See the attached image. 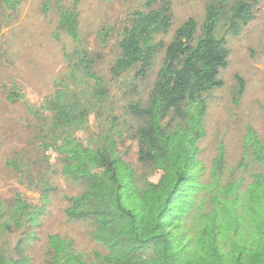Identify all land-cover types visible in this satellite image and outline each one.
I'll return each mask as SVG.
<instances>
[{
    "label": "trees",
    "instance_id": "16d2710c",
    "mask_svg": "<svg viewBox=\"0 0 264 264\" xmlns=\"http://www.w3.org/2000/svg\"><path fill=\"white\" fill-rule=\"evenodd\" d=\"M1 1L10 10L20 2ZM61 1L56 0L58 28L78 44L65 55L70 62L53 80L48 105H27L35 129L32 142L38 148L34 166L42 165L40 204L19 193L8 203L0 198V237L15 230L24 235L14 246L15 255L0 240V264H35L25 254L23 241L35 238L30 228L38 224L49 201V148L58 154L61 173L86 185L67 198L64 215L68 221L87 220L96 246L82 251L72 238L49 234L45 264H264V138L252 130L245 134L237 164L246 171L254 165L248 182L241 175L202 182L198 171L207 95L222 86L219 74L229 55L224 32L235 34L253 20L254 4L239 0L227 6L220 0L206 11L198 34L197 21L189 18L165 46L158 36L171 26L170 0H143L118 34L104 76L98 66L100 53L81 39L78 7ZM162 48L163 61L147 98L128 100L123 106L126 114L142 120L137 126L123 120L128 136L139 141L149 133L153 138L154 157L139 158V166L132 167L117 148L124 129L90 131L89 116L108 110L118 121L112 88L124 78L135 92ZM238 79L240 94L243 84ZM16 98L20 95L15 91L8 93V99ZM79 133L88 136L81 138ZM224 152L220 144L214 176L223 169ZM28 166L24 163L26 172L19 170L26 178L31 176ZM155 172L160 177L151 181L148 175Z\"/></svg>",
    "mask_w": 264,
    "mask_h": 264
},
{
    "label": "rangeland",
    "instance_id": "374dc122",
    "mask_svg": "<svg viewBox=\"0 0 264 264\" xmlns=\"http://www.w3.org/2000/svg\"><path fill=\"white\" fill-rule=\"evenodd\" d=\"M142 1L60 2L78 7L81 39L91 50L100 53L98 66L104 76H108L107 67L118 34L126 25L130 13ZM218 1L170 0L171 26L158 39H162L166 46L172 40L175 30L189 18L197 21L198 34L206 20V11ZM237 1L223 0L227 6ZM246 1L254 4V18L235 34L224 32L229 55L219 74L223 84L211 90L206 99L207 108L203 119L205 134L198 142V171L202 182H211L214 178L224 182L240 175L245 178V182L251 180L250 173L256 170L254 165L246 171L237 164L243 156L244 137L252 130L264 138V0ZM58 21L56 0H20L14 10L8 9L0 0V198L6 203L19 193L32 204H40L42 184L38 180V169L42 170V165L40 168L34 166L38 160V148L32 142L35 129L30 125L33 116L27 105L41 109L48 105L53 80L67 68L69 60L65 59V55L78 44L67 31L58 28ZM101 37L105 38L104 42ZM164 51L165 48H162L156 54L148 77L137 83L135 92L123 83L124 78L112 88V105L118 114V121L112 120L108 110H104V113H91L89 116L90 131L124 129L118 137L117 148L132 167L139 166V158L150 160L154 157L153 138L149 133L139 141L128 136L123 120L134 126L142 120L126 114L123 106L128 100L147 98L162 64ZM238 78L243 84L240 94ZM12 91L18 93L20 98L8 99V93ZM78 136L83 138L88 135L79 133ZM220 144L224 145L225 150L224 165L214 176V159ZM46 153L52 164L47 167L45 176L52 187L49 201L44 207V213L39 216L38 224L30 228L35 238L23 241L25 254L35 264H45L49 234L72 238L75 247L82 251L88 252L96 246L91 240L92 226L87 220L68 221L64 215V209L69 205L67 198L82 192L85 183L69 179L61 173L55 148L47 149ZM12 162L19 165L20 169L14 168ZM24 163L30 165L31 176L28 178L19 171L23 169L26 172ZM159 177L158 172L148 175L151 181H157ZM19 232H3L0 237L9 254L15 255L16 242L20 238L24 239V235Z\"/></svg>",
    "mask_w": 264,
    "mask_h": 264
}]
</instances>
